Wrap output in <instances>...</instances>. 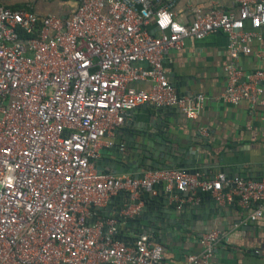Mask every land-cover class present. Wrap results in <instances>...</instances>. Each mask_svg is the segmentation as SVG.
Listing matches in <instances>:
<instances>
[{
  "label": "built area",
  "instance_id": "obj_1",
  "mask_svg": "<svg viewBox=\"0 0 264 264\" xmlns=\"http://www.w3.org/2000/svg\"><path fill=\"white\" fill-rule=\"evenodd\" d=\"M72 1L67 17L0 5V264H172L147 234L125 244L116 239L118 219L91 220L93 208L110 196L128 192L136 199L157 184L181 193L199 188L218 201L226 188L242 208L258 203L251 222L262 218L264 178L230 179L221 172L204 179L177 168L111 176L99 174L91 160L102 140L113 145L115 131L140 106L198 117L204 96L179 95L163 65L186 40L226 34L220 99L264 108V68L244 74L237 66L262 40L264 0H236V12L194 10L188 26L175 19L176 0ZM138 82L150 88L137 89ZM139 208L127 207L121 216ZM219 240L217 231L203 234L201 251L182 264H212Z\"/></svg>",
  "mask_w": 264,
  "mask_h": 264
},
{
  "label": "crops",
  "instance_id": "obj_2",
  "mask_svg": "<svg viewBox=\"0 0 264 264\" xmlns=\"http://www.w3.org/2000/svg\"><path fill=\"white\" fill-rule=\"evenodd\" d=\"M0 5L10 9L27 7L39 16L67 17L75 9L72 0H0ZM237 7L236 0H176L171 10L180 24L188 26L196 18L194 10H199L201 14H207L213 8L236 12ZM261 33L262 40L252 44L251 53L242 54L237 60V66L244 74L264 68V28ZM228 62V36L222 32L199 41L186 40L183 49L170 51L165 56L164 69L176 92L185 96L202 94L205 98L204 106L195 120H189L180 111L177 112L171 120V131L177 136L181 148L195 151L201 159H206L202 162L207 167H202L203 173L196 175L212 179L221 172L238 177L244 172L248 175L246 179L264 178V108L247 103L234 106L220 99L227 83L225 67ZM257 84L261 86L263 82L259 80ZM134 86L143 90L150 88L148 82H138ZM152 106L148 104L147 110L140 106L130 111L126 120L147 121L148 109ZM114 135L111 140L119 142ZM108 140H102L99 148L106 147ZM225 169L235 171L227 172ZM197 190L188 191V202L199 200ZM228 193V189L224 188V197L219 201L221 213L214 212L205 219H196L180 234L166 236L165 242L161 243L166 262L182 264L188 255L201 251L200 238L203 234L217 231L220 240L215 246L212 264H264L261 256L264 248V215L255 222L249 220L258 203L242 208L236 199L235 202L231 201L232 196ZM174 201L183 202L184 199L180 201L175 197ZM106 206H109V210L102 212L101 216L93 210V222L100 221V218L118 219V202H109ZM126 208L123 207L120 215ZM133 231L119 221L116 239L131 244L138 234ZM151 243L156 244L152 238Z\"/></svg>",
  "mask_w": 264,
  "mask_h": 264
},
{
  "label": "water",
  "instance_id": "obj_3",
  "mask_svg": "<svg viewBox=\"0 0 264 264\" xmlns=\"http://www.w3.org/2000/svg\"><path fill=\"white\" fill-rule=\"evenodd\" d=\"M141 107L147 110L148 105ZM148 110L147 121L125 120L115 131L114 136L119 142L113 143L110 147L100 148L98 157L91 160L94 170L99 174L129 175L134 178L155 169L177 168L189 175L203 173L202 167H207V164L202 161L206 159H201L195 151L181 148L177 136L171 131V120L179 110L166 106H152ZM225 175L230 179L237 177ZM240 177L246 179L248 175L243 172ZM196 196L199 198L197 202H188V191L183 193L174 189L168 191L157 184L150 190L140 191L136 199H131L128 192H118L110 196L108 203L118 202L116 217L125 223V226L133 229V232L137 231L138 234H147L156 244L161 245L165 242L166 236L180 234L196 219H205L208 214L222 212L219 201L211 195L203 193L198 188ZM175 197L180 201L183 198L184 201L176 202ZM231 201L235 202V198ZM139 205H141L139 210L132 216L124 218L120 215L123 207ZM93 210L101 216L102 212L109 210V206L95 207ZM157 215L162 217L158 218ZM103 220L100 218V221Z\"/></svg>",
  "mask_w": 264,
  "mask_h": 264
},
{
  "label": "trees",
  "instance_id": "obj_4",
  "mask_svg": "<svg viewBox=\"0 0 264 264\" xmlns=\"http://www.w3.org/2000/svg\"><path fill=\"white\" fill-rule=\"evenodd\" d=\"M62 1H69V0H62ZM6 7V6H5ZM19 8H25V9H29V8H27V7H19ZM11 9H18V8H16V7H11Z\"/></svg>",
  "mask_w": 264,
  "mask_h": 264
}]
</instances>
